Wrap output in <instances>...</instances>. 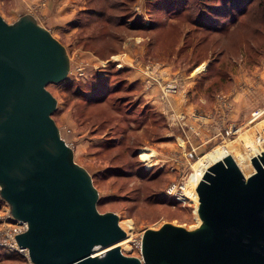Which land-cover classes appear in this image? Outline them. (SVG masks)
<instances>
[{
  "label": "rangeland",
  "instance_id": "374dc122",
  "mask_svg": "<svg viewBox=\"0 0 264 264\" xmlns=\"http://www.w3.org/2000/svg\"><path fill=\"white\" fill-rule=\"evenodd\" d=\"M2 1L7 8L22 7L27 10L30 7L34 10L43 9L47 3L46 0ZM59 1L53 0L54 3ZM235 1L191 0L199 21L193 28H189V41H181L175 52L168 51L165 42L159 43V51L150 47L149 40L142 42L149 49L144 62L163 65H148V68H144L143 75L147 77L142 83L129 81L136 88L131 100L139 104V111L150 108L166 118V126L165 121L154 122V129L158 130L162 126L158 138L145 135L144 126L149 123V119L144 117L137 120V125H141L138 131L129 134L127 127L133 125V118L116 105L118 95L106 102H89L94 79L102 78L111 63V71L125 68L111 59L97 56L101 60L97 63L82 56L79 49L90 53L92 51L84 48L78 38V14L75 27L71 24L67 28L62 26V30L69 34V40L61 33L58 19L54 25L47 24L50 27L47 28L67 48L72 63L67 81L48 86V90L58 100L53 118L62 137L74 149L76 163L86 168L93 177L100 193L99 211L118 214L120 223L129 220L133 222L130 248L121 247L127 256L142 257L140 242L148 229L158 230L164 223H173L187 229H195L201 224L198 206L190 198L183 195L182 200H178L168 194L173 185L180 187L186 184L200 157L224 145H228L237 154H244L247 153L243 140L245 135L253 141L264 136V13L258 0L251 5H244L247 0H242L240 5ZM87 4L88 0H85V7ZM244 7H247V13L241 15L240 8ZM7 8L3 4L0 12L8 23H14L18 15L11 16ZM39 18L42 25L47 23L43 15ZM145 23L146 26L151 24ZM128 60L131 63L133 61ZM142 61L139 54L133 65L141 69L137 63ZM202 65L206 66V71L194 74ZM126 69L130 75L133 69ZM163 71L172 73L168 80L187 81L182 94L176 95V98L181 105L195 104L194 110L177 111L172 99H161L164 97V92L160 91L164 86L160 80L165 75ZM122 77H110L109 84L113 87ZM149 86L157 88L154 96L149 94ZM236 90L243 96L244 107L250 110L243 118L234 114L240 102L236 100ZM85 91L88 92L86 95ZM206 107H210V110ZM174 116L182 119L174 122ZM253 116L260 117L252 122ZM190 118L193 123L189 122ZM205 126H208L212 134L202 140L199 130ZM171 132L175 134L169 136ZM140 140L142 142L136 143V147L128 146L129 142ZM163 143L168 145L162 151L158 146ZM258 146L264 149L263 144ZM146 148L155 151L151 167L140 158ZM9 211L10 206L0 201V230L12 224V221L4 222L2 219ZM22 260L21 255L0 251V264H23Z\"/></svg>",
  "mask_w": 264,
  "mask_h": 264
},
{
  "label": "water",
  "instance_id": "95a60500",
  "mask_svg": "<svg viewBox=\"0 0 264 264\" xmlns=\"http://www.w3.org/2000/svg\"><path fill=\"white\" fill-rule=\"evenodd\" d=\"M71 68L65 45L33 14L8 23L0 12V197L28 225L13 237L31 262L264 264V152L249 177L231 155L207 169L199 227L164 223L144 232L141 258L123 253L119 215L99 211L93 177L53 118L48 86L67 81Z\"/></svg>",
  "mask_w": 264,
  "mask_h": 264
},
{
  "label": "trees",
  "instance_id": "16d2710c",
  "mask_svg": "<svg viewBox=\"0 0 264 264\" xmlns=\"http://www.w3.org/2000/svg\"><path fill=\"white\" fill-rule=\"evenodd\" d=\"M136 0H88L85 10H82L77 18L76 25L79 28L78 38L83 47L93 51L101 58L109 59L121 49L126 33L143 34L150 37L149 44L153 50H158V45L165 42L170 52H175L177 45L186 39L189 41L191 30L199 21L195 9L191 6V0H148L151 24L146 26L145 21L135 17L132 6ZM259 6L264 13V0H258ZM238 5L243 3L237 0ZM257 0H247L244 5H251ZM232 4V3H230ZM242 9V10H241ZM241 15L247 13V7L240 8ZM184 27V30H183ZM185 31V32H184ZM159 51V50H158ZM111 63L102 78L94 79L92 83V94L89 102H106L112 96H117L116 105L126 111L133 118V125L127 127L129 134L138 131L141 125H137L139 117L149 119V123L144 126L147 137L161 136L162 126L158 130L154 129V122H164L166 118L154 110L142 109L139 111L135 101L131 100L136 89L129 82V70H113ZM111 67V68H110ZM123 76L116 85L109 84L110 77ZM85 95L88 93H86ZM84 94V91L82 92ZM139 114L138 117L134 115ZM158 117V119H157ZM129 135V137H130ZM154 135V136H153ZM143 134L140 135L142 139ZM116 140V139H115ZM129 142V141H128ZM137 141L129 142V147H136L140 144ZM137 143V144H136ZM137 165V161L135 162ZM138 167V166H136ZM139 170L141 171L142 168ZM139 171V172H140ZM143 172H141L142 174ZM22 263H26L23 257Z\"/></svg>",
  "mask_w": 264,
  "mask_h": 264
},
{
  "label": "crops",
  "instance_id": "0c3cea01",
  "mask_svg": "<svg viewBox=\"0 0 264 264\" xmlns=\"http://www.w3.org/2000/svg\"><path fill=\"white\" fill-rule=\"evenodd\" d=\"M32 1H38V0H32ZM47 3L45 4L43 9H39V10H34V8L30 7L29 10L24 9L22 7H18V8H7L5 5V3H3V1L1 2L0 0V8L2 7V5L4 4V7L7 8L9 10V14L13 17H15L16 15H19L20 17L24 14L30 13L33 14L38 20L40 19L39 17H41V15H43V19L47 22L46 24H44L43 26H45L46 28L49 27L47 26V24L49 25H54L56 19L59 20V23L61 24L60 28H61V33L63 35H65L66 39L69 40V34H67L66 32H64L62 30V26H65L67 28V26L69 24H71L73 27H75V19L77 14L79 15V13L82 10H85V0H60L59 2H53V0H46ZM3 3V4H2ZM132 10H135L133 12V14L137 17H141V19H143L145 22H149L151 23V16H149V7H148V0H136L132 6ZM137 12H139V14H137ZM2 14V13H1ZM3 16V15H2ZM16 18L14 20V22L18 19ZM78 18V16H77ZM40 21V20H39ZM77 21V20H76ZM49 22V23H48ZM51 23V24H50ZM53 23V24H52ZM146 24V23H145ZM50 28V27H49ZM48 28V29H49ZM52 33H54L51 29H49ZM76 28H75V32H76ZM74 32V33H75ZM150 39V37L146 36H142L141 34H136V33H126L123 39V43L121 46V49L119 50V52L115 55L110 56L109 59H111V61H115L117 63H121L119 65H121V68H131L133 69L131 74L129 75V81L131 83H135V82H144L146 80V77H144L143 75V69L144 68H148V65H155L157 67L162 66V63H158V62H154V63H147L144 62V60L146 59V54L149 51V49L147 48V46H144V44L142 43L143 41H148ZM82 56L88 59H91L93 62H97L101 61L100 59L97 58L98 55H96L93 51L92 53L83 50H80ZM140 54V58L143 59L142 62L137 63L138 66H141L139 69L137 67H135L134 64V60L138 59V56ZM99 57V56H98ZM128 59H133L132 63L130 60ZM150 66V67H151ZM166 73V72H164ZM148 74V73H145ZM153 83H150V85H152ZM239 86V85H238ZM152 86H149V88H151ZM158 90L155 89V87L151 88L148 92L149 94H152L153 96L155 95V93ZM237 91V90H236ZM239 91H237L236 94V100L239 99L240 102H238L237 104H239L237 106V108L235 109L234 114L236 115V117H240L243 118L244 115L246 116V114L248 115L249 113V108L244 107L243 105V96H240ZM157 97H154V99H157ZM163 100V97L161 98ZM172 101L175 102V110L177 109V111H191L195 109V104H190V105H186L183 104L180 101L177 100L176 97H174V99L172 98ZM174 108V107H173ZM167 109V108H166ZM206 109L209 111L210 107H206ZM174 110V111H175ZM166 111V110H164ZM192 118V117H191ZM189 119V122L193 123L192 119ZM178 129H175V131ZM200 131V137L203 140V138H206V136H208V134H212L211 130L208 131V126H205V128H202L199 130ZM167 134V133H166ZM174 132H171L170 134H168L169 136L174 135ZM193 137H196V135H193ZM198 138V137H197ZM167 144V143H166ZM166 144H162V146H158V149H161L162 151L166 148ZM170 144V143H169ZM169 148V147H168Z\"/></svg>",
  "mask_w": 264,
  "mask_h": 264
},
{
  "label": "bare ground",
  "instance_id": "6f19581e",
  "mask_svg": "<svg viewBox=\"0 0 264 264\" xmlns=\"http://www.w3.org/2000/svg\"><path fill=\"white\" fill-rule=\"evenodd\" d=\"M205 67H206L205 65H202L200 68H198L193 73L194 74L195 73L200 74L201 72L206 71L207 68H205ZM194 74L192 76H194ZM170 75H172V73L166 72L165 75H162L161 79H160L161 85L164 84L163 88L160 90V91L164 92L163 100L168 99V101L172 98L174 99V97H176V95L182 94L181 92H183L184 86L187 85V83H186L187 81H184V80L180 81V79H178V80L176 79L175 83H173L171 80H168V78H170ZM172 87L177 88V90H174V89L170 90ZM155 89H157V88H155ZM259 117L260 116H253L252 122L255 121ZM181 119H182L181 117H179V118H177L175 116L173 117L174 122H178ZM260 137L256 141H253L249 136L245 135L243 140L245 142L244 144H246L245 147L247 149V153H244V154L238 153L237 154L228 145H224L222 147H217V148L213 149L212 151L208 152L206 155L200 157L194 165L193 173L189 176V179L187 180L186 184L182 187L181 192L183 193V195H185L186 198H188V199L190 198L195 203V206H199V194L197 192V187H198L199 183L201 182L202 178L204 177L207 169L209 167H211L214 163H216V161L224 159L227 155L233 156V158L236 160L237 164L239 165V167L241 168V170L243 171V173L247 177L254 174L255 168L252 166L253 165L251 162L252 158L261 154L262 152H264V149L261 150L258 146V144L264 145V136L261 138ZM181 143H183V142H181ZM146 151H147V153H146ZM154 152L155 151L153 149H149V148L147 149L146 148L141 153L140 158H141V160H143L144 162L147 163L148 167H151V165L154 164L153 163V159L155 157ZM120 224H121V227L127 232V238L125 240H123L121 242V244H119V246L124 244L122 246V248L128 249V248H130L129 244L131 243V237H132V231L134 229V224L131 220L126 221V222H121ZM189 230H192V229H189Z\"/></svg>",
  "mask_w": 264,
  "mask_h": 264
},
{
  "label": "built area",
  "instance_id": "2783aa9c",
  "mask_svg": "<svg viewBox=\"0 0 264 264\" xmlns=\"http://www.w3.org/2000/svg\"><path fill=\"white\" fill-rule=\"evenodd\" d=\"M172 82L175 83V81ZM172 89L177 90V88L174 87H172L170 90ZM258 112L259 111H257L255 114H257ZM184 185H180V187L178 185H173L168 190V194L176 197L178 200H182L183 193L181 192V190ZM0 201H3L1 197H0ZM2 219L4 220V222L12 221V224H8L10 227L5 228L4 230H0V251L3 250L7 252H12L13 254L21 255L26 259V263L24 264H33L30 259L29 251L27 249H22L19 246L18 242L16 241V238L13 237L14 235L26 232L28 230L27 223L14 220V218L11 215V211H9L6 215H4ZM141 246H142V241L140 242V247Z\"/></svg>",
  "mask_w": 264,
  "mask_h": 264
}]
</instances>
